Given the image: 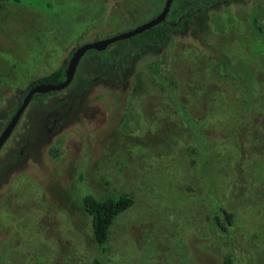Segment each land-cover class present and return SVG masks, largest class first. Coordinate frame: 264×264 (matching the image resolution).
<instances>
[{"label": "rangeland", "instance_id": "obj_1", "mask_svg": "<svg viewBox=\"0 0 264 264\" xmlns=\"http://www.w3.org/2000/svg\"><path fill=\"white\" fill-rule=\"evenodd\" d=\"M164 2L0 3V133L31 81L66 65L78 46L148 21ZM180 11L173 1L169 18ZM254 11L264 32V0H236L124 65L102 58L126 39L89 50L67 88L31 101L0 149V264H221L228 253L264 264V42H252ZM89 190L134 200L104 254L78 204ZM212 196L232 214L230 224L220 214L224 229Z\"/></svg>", "mask_w": 264, "mask_h": 264}, {"label": "trees", "instance_id": "obj_2", "mask_svg": "<svg viewBox=\"0 0 264 264\" xmlns=\"http://www.w3.org/2000/svg\"><path fill=\"white\" fill-rule=\"evenodd\" d=\"M181 5V11L177 14V17L169 18L163 22L127 38L120 47L119 51L112 56L102 58V64L105 66H121L132 53L142 52L148 48L162 47L168 43L172 35L182 26L185 22L190 21L195 16L207 11L222 3H231L236 0H174ZM29 2V0H0V3L11 5L30 4L37 6V3ZM250 21L256 36L258 39L253 40L254 43L264 42V32L257 25V11L250 16ZM263 53V54H262ZM258 53L263 55L264 52ZM66 65L55 69L49 74L33 80L29 83L28 89L32 86L46 82L57 83L63 81L66 77L65 74ZM149 72L159 82L167 85V79L162 75L156 66H151ZM257 78V76H256ZM256 80V79H255ZM172 88V87H171ZM57 92H51L47 94H35L32 101H42L46 96ZM21 102V101H20ZM20 104V103H19ZM176 112L181 116V119L187 121L189 124V131L196 138L197 144L202 148L204 147L203 141L197 132V128L193 125L192 120L188 117L184 107L176 101ZM191 135V136H192ZM212 199V216L216 225L222 229L225 228V223L220 220V214H224L225 221L232 223L233 217L230 212L225 210L220 202L214 197ZM133 197L126 191L117 192L110 197L97 198L90 190L89 193L84 194L78 204L79 207L91 218V233L92 239L96 247L101 254H104L107 250V244L109 239L110 228L115 219L124 211L128 210L133 205ZM95 264L100 263V259L94 260ZM221 264H239L236 256L233 253L226 254Z\"/></svg>", "mask_w": 264, "mask_h": 264}, {"label": "water", "instance_id": "obj_3", "mask_svg": "<svg viewBox=\"0 0 264 264\" xmlns=\"http://www.w3.org/2000/svg\"><path fill=\"white\" fill-rule=\"evenodd\" d=\"M173 1L174 0H165L163 7L155 16H153L148 21L136 26L133 29H130L128 31H125L121 34H118L110 38L101 39L78 46L73 51L72 55L67 61L66 69H65L66 77L63 81L57 83H46V82L38 83L26 91L14 114L11 116V118L9 119V121L7 122V124L0 133V149L11 135L13 129L17 125L22 114L24 113L25 109L32 101L35 94H47L51 92H59L67 88L74 78L75 72L77 70L81 58L87 51L89 50L104 51L105 49L108 48L109 45H111L116 41L130 38L163 22L164 20H166L170 12Z\"/></svg>", "mask_w": 264, "mask_h": 264}]
</instances>
